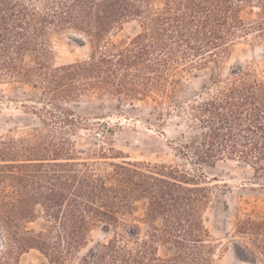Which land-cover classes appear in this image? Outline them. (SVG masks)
<instances>
[{
	"label": "trees",
	"instance_id": "obj_1",
	"mask_svg": "<svg viewBox=\"0 0 264 264\" xmlns=\"http://www.w3.org/2000/svg\"><path fill=\"white\" fill-rule=\"evenodd\" d=\"M246 8L256 17L246 18ZM129 22L137 34L115 48L110 35ZM63 32L86 37L87 58L51 63V39ZM250 36L264 41V0H0V83L39 89L44 124L74 130L81 118L68 104L83 96L150 99L163 114L189 117L198 160L239 161L264 181V76L251 64L222 75L233 45ZM198 68L212 69L211 82L186 93L185 73ZM112 168L98 173L54 130L0 136V264H21L30 249L50 264L216 263L206 186L173 167L163 173L165 164ZM40 216L48 230H29ZM98 226L112 236L81 255ZM233 231L239 259L264 264V212L239 216Z\"/></svg>",
	"mask_w": 264,
	"mask_h": 264
},
{
	"label": "rangeland",
	"instance_id": "obj_2",
	"mask_svg": "<svg viewBox=\"0 0 264 264\" xmlns=\"http://www.w3.org/2000/svg\"><path fill=\"white\" fill-rule=\"evenodd\" d=\"M257 12V9L246 8L244 16L251 19L256 17ZM138 30L136 22H129L114 31L110 39L118 48L126 45ZM50 48V61L55 65L83 60L90 52L85 36L68 32L55 34ZM27 60L31 63L33 59L28 57ZM237 64H251L264 76V41H255L253 36L237 41L225 62L222 75H228ZM212 73L211 68H198L185 73L182 89L186 93L201 89L211 82ZM41 101L40 90L31 85L0 83V136L20 138L44 129L54 130L59 136L68 135L73 141L76 156L90 161L98 173L110 172L113 164L123 161L165 164L169 168L162 172L166 174L173 172L172 167L180 170L182 174L176 175L179 179L200 183L209 189L210 203L205 212V223L217 247L215 264H253L240 260L236 255L233 230L239 216L264 212V186L259 184L264 181L255 179L253 169L239 161L224 160L211 165L198 160L197 144L191 142L196 131L187 115L163 114L162 109L150 99L123 101L94 93L83 96L80 102L68 104L81 118V123L74 130L62 121L50 122L46 126L38 115ZM183 172L190 177H185ZM141 208L137 209L138 215ZM136 225L143 228L141 223ZM27 228L46 232L49 222L40 216L28 223ZM4 234L0 227V251L5 250ZM111 236L112 233L101 226L94 228L89 245L81 255L107 242ZM20 263L50 264L37 249L24 252Z\"/></svg>",
	"mask_w": 264,
	"mask_h": 264
}]
</instances>
